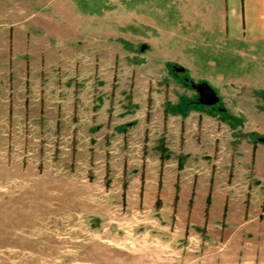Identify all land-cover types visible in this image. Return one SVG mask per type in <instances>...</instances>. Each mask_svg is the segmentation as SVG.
Wrapping results in <instances>:
<instances>
[{
    "label": "rangeland",
    "instance_id": "obj_1",
    "mask_svg": "<svg viewBox=\"0 0 264 264\" xmlns=\"http://www.w3.org/2000/svg\"><path fill=\"white\" fill-rule=\"evenodd\" d=\"M163 9L0 0V264H264V46Z\"/></svg>",
    "mask_w": 264,
    "mask_h": 264
},
{
    "label": "crops",
    "instance_id": "obj_2",
    "mask_svg": "<svg viewBox=\"0 0 264 264\" xmlns=\"http://www.w3.org/2000/svg\"><path fill=\"white\" fill-rule=\"evenodd\" d=\"M158 10V5L152 3V22H159L154 18ZM163 10L165 26L159 37L165 52L170 53L167 48L175 40L202 46L213 42L264 46V0H164ZM190 47L187 44L184 49L189 52ZM261 145L264 144L255 146L254 162L264 151Z\"/></svg>",
    "mask_w": 264,
    "mask_h": 264
},
{
    "label": "water",
    "instance_id": "obj_3",
    "mask_svg": "<svg viewBox=\"0 0 264 264\" xmlns=\"http://www.w3.org/2000/svg\"><path fill=\"white\" fill-rule=\"evenodd\" d=\"M193 88L198 93L199 103L206 107H211L219 103L217 94L207 84L193 85ZM258 141L264 144V138H259Z\"/></svg>",
    "mask_w": 264,
    "mask_h": 264
},
{
    "label": "flooded vegetation",
    "instance_id": "obj_4",
    "mask_svg": "<svg viewBox=\"0 0 264 264\" xmlns=\"http://www.w3.org/2000/svg\"><path fill=\"white\" fill-rule=\"evenodd\" d=\"M197 94V102L195 103V105H197V106H203V105H201L200 103H199V97H198V93H196ZM193 104V103H192ZM219 104V103H218ZM218 104H216V105H214V106H211V107H215V106H217ZM190 105V104H189Z\"/></svg>",
    "mask_w": 264,
    "mask_h": 264
},
{
    "label": "trees",
    "instance_id": "obj_5",
    "mask_svg": "<svg viewBox=\"0 0 264 264\" xmlns=\"http://www.w3.org/2000/svg\"><path fill=\"white\" fill-rule=\"evenodd\" d=\"M180 107H181L180 110H183L182 112H184V109L190 107V105L189 104H182Z\"/></svg>",
    "mask_w": 264,
    "mask_h": 264
}]
</instances>
